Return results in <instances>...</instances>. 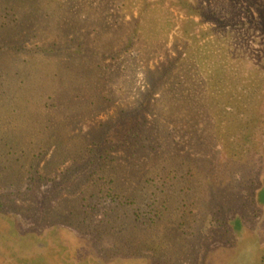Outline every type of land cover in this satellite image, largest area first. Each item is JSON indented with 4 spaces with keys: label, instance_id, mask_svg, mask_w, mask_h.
I'll return each mask as SVG.
<instances>
[{
    "label": "rangeland",
    "instance_id": "1",
    "mask_svg": "<svg viewBox=\"0 0 264 264\" xmlns=\"http://www.w3.org/2000/svg\"><path fill=\"white\" fill-rule=\"evenodd\" d=\"M211 1L230 7V1L236 2ZM185 17L170 0H0V238L7 239H0L1 251L9 255L6 246L23 230L35 227L47 242L37 264H58L59 250L70 254V264H97L98 255L94 263V253H88L79 235L101 215L99 209H83L90 210L88 206L98 201L93 179L106 168L107 149H102L96 168L89 149L122 109L133 104L137 88L143 87L144 71L164 59L181 25L189 32L181 40L190 49L222 46L215 57L227 69L222 86L226 93L238 94L258 81L264 71L261 29L237 30L214 43L213 36L199 35L208 23L182 24ZM130 34L134 44L122 52ZM199 54L198 74L207 77L209 66L203 62L204 53ZM226 95L219 96L222 102ZM223 124L230 133L207 148L190 149L186 137L182 148L174 149L206 162L200 172V163L186 160L177 183L180 209L175 218L181 223L183 251L176 264H259L264 246V136L255 135L253 147L245 138L243 122L230 117ZM165 137L173 146L180 140L178 133ZM161 142L166 148L164 139ZM109 152L116 156L107 166L114 172L116 191L145 207L151 189L142 178L155 177L160 168L131 149ZM106 206L115 207L109 200ZM64 217L66 222L60 220ZM168 218L161 226L172 231L174 218ZM25 236L16 239L15 251L26 247ZM10 258L6 262L0 253V264H13ZM127 263L156 264L148 257Z\"/></svg>",
    "mask_w": 264,
    "mask_h": 264
},
{
    "label": "trees",
    "instance_id": "2",
    "mask_svg": "<svg viewBox=\"0 0 264 264\" xmlns=\"http://www.w3.org/2000/svg\"><path fill=\"white\" fill-rule=\"evenodd\" d=\"M235 1V3L229 2L231 7L215 4L211 0L205 2L170 0V4L186 16L182 24L208 23L207 28L199 30V35L213 36L215 39L212 42L214 43L217 38L224 40L237 30L247 29L248 32L249 27H257L264 34V0L260 2L258 0ZM232 6H237V8ZM8 13L6 12L5 15ZM195 18L198 20L195 21ZM179 30L181 33L174 35L170 48L163 52L164 59L153 68H146L144 71L143 87L137 88L133 104L122 109L117 121L109 125L105 132H100L97 140L94 141V146L89 149L92 154L90 162L94 164V168L98 167L101 162L99 157L103 155L102 149H107L103 164L106 168L102 167L101 174H97V170L92 172L97 174L93 183L98 184L97 194H95L98 201L88 206L91 207L90 210L83 209V213L95 212V209H99L101 215L99 218L90 220L91 229L86 228L83 233L79 231L80 228L75 227L74 229L81 233L79 239L88 244V253L90 251L94 253V263L98 255L97 264H116L119 260L121 263L143 261L147 257L153 258L156 264H176L183 251L181 223L176 222L175 218V213L180 209V189L177 183L184 175L183 166L186 160L200 163L199 171L206 164L202 156L190 158L189 152L175 151L182 148L180 142H185L187 137L190 149L207 148L209 143L214 144L216 139L230 133L229 126L223 124L230 117L243 122L245 131L240 130L239 132L244 133L246 140L252 141L253 147L256 145L255 135L264 136V71L258 81H252L250 88L231 96L222 89L223 76L227 73V69L224 64H219L215 57L217 52L220 54L223 51L222 46L213 49L210 46L205 47L206 44H204L201 48L192 50L188 42L181 40L184 35L188 36L189 32L182 25ZM134 37L132 34L128 36V41L121 48L122 52H126L129 47L133 46ZM192 37H197V34ZM180 40L183 42L182 48L179 44ZM199 53H204L205 61L203 62L209 66L207 77H201L198 74L200 64L197 63L196 57ZM223 94H227L225 102L219 98ZM157 122L162 125L159 129L153 125ZM174 133L180 135V140L174 141L175 146L171 142L168 143L165 137ZM119 135V139L114 141V136ZM163 139L166 148H162ZM118 147H123L125 150L131 149L133 154L138 152L139 156L150 157L153 167L160 168L154 175L156 178H142L145 188L151 189L149 191L151 201L146 205L143 204L145 207L141 206L139 201L136 202L134 198L116 191L114 172L107 166H110L116 159V156L110 154L109 150L118 149ZM171 150H174L172 154ZM142 161L144 164L148 163L147 159ZM31 168V165L26 167V173H29ZM42 178L38 176L39 180ZM9 182L13 184L15 179L11 178ZM168 196L171 197L170 204ZM125 199L128 200L125 201ZM81 200L85 201V198L81 197ZM107 200L115 205L117 212L112 206L107 208ZM85 207L87 208V204ZM59 214L61 215V212ZM113 216L116 218H112ZM168 217L174 218V221L171 220L172 231L165 226L168 234H163L165 230L162 229L164 225L161 226V224H168L170 219ZM60 220L66 222V217ZM23 233L28 235L25 236L26 247L15 251L19 248V240L16 239L20 238ZM18 236L12 240V245L6 246L10 248L9 255L0 250L1 256L6 257V262L12 256L10 259L13 264H37L40 254H43L42 249L47 244L45 236L35 231V227L23 230ZM0 239L7 241L5 237ZM103 242L109 245H102ZM153 250L155 253L150 255ZM13 252L20 253L14 254ZM87 256L88 254H84L83 261H86ZM56 258L58 264H70V254L62 255L61 250L57 252ZM258 262L264 264V246Z\"/></svg>",
    "mask_w": 264,
    "mask_h": 264
}]
</instances>
